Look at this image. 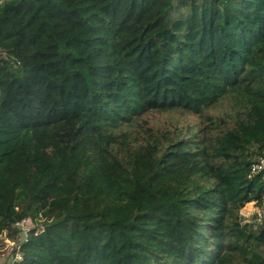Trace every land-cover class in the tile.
Listing matches in <instances>:
<instances>
[{"label": "trees", "instance_id": "obj_1", "mask_svg": "<svg viewBox=\"0 0 264 264\" xmlns=\"http://www.w3.org/2000/svg\"><path fill=\"white\" fill-rule=\"evenodd\" d=\"M263 152L264 0H0V264H264Z\"/></svg>", "mask_w": 264, "mask_h": 264}, {"label": "rangeland", "instance_id": "obj_2", "mask_svg": "<svg viewBox=\"0 0 264 264\" xmlns=\"http://www.w3.org/2000/svg\"><path fill=\"white\" fill-rule=\"evenodd\" d=\"M228 101H224L223 106L222 104H220V106L218 105L217 107L213 108L210 112H208L210 115H215L218 111L219 112H223V108L225 109H229L228 107ZM205 117H198L195 115H190V114H184V113H180V112H169V113H159V112H149L146 115L142 116L140 118V120H138L139 122L141 121H147L148 124L152 127H165V126H173L176 123H179L181 125L187 124V123H194V124H198L199 122H201L202 119H204ZM138 127V126H137ZM137 127L132 129L133 127L129 128L127 126H124L123 128L130 131V130H137ZM139 131V130H138ZM257 207L254 202L245 204V206L241 209L240 213L243 216V223H253L252 221L254 220L256 211L258 210ZM35 224L33 222H26L24 224V228L22 226H20V237L21 236H26V232L29 229H31V227H33ZM25 229V231H24ZM255 229H257V224L255 225ZM261 249L264 250V246H261ZM11 251V243L8 241H6V244L0 246V252L3 254L0 257V263H5L6 260L10 259L9 257V253Z\"/></svg>", "mask_w": 264, "mask_h": 264}, {"label": "built area", "instance_id": "obj_3", "mask_svg": "<svg viewBox=\"0 0 264 264\" xmlns=\"http://www.w3.org/2000/svg\"><path fill=\"white\" fill-rule=\"evenodd\" d=\"M250 170H251V175H255L261 171H264V152L259 154L258 156H256L253 159V162L251 163ZM253 222L257 225H264V205L261 206L260 208H258V210L256 211L255 219ZM25 223H26V221H21L20 223H18V228L20 226L23 227ZM19 230H20V228H19ZM14 259L15 260H21V255L19 253H16V256Z\"/></svg>", "mask_w": 264, "mask_h": 264}]
</instances>
